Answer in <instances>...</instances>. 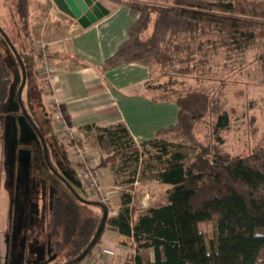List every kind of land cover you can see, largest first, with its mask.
Returning a JSON list of instances; mask_svg holds the SVG:
<instances>
[{"label": "trees", "instance_id": "trees-1", "mask_svg": "<svg viewBox=\"0 0 264 264\" xmlns=\"http://www.w3.org/2000/svg\"><path fill=\"white\" fill-rule=\"evenodd\" d=\"M4 1L12 6L22 50L0 24V102L7 99L12 82V71L1 44L5 48L13 46L22 60L23 52L36 51L30 0ZM112 1L129 7L138 17L128 29V39L105 66L114 68L130 62L149 65L154 77L146 88L155 94L159 92L155 100H176L179 114L177 123L160 130L161 138L150 146L138 145L123 124L101 128L98 167L112 164L114 168L128 170L123 182L133 184L144 162L145 167L157 168V180L166 188L160 200L147 208L139 207L142 193L125 191L121 194L122 206L112 214L110 203L99 197H81L71 186L70 194L62 191L56 195L59 191L54 190V184L48 185L44 195L50 203L47 207L51 208L52 224L49 222L48 229L52 246L57 244L61 248L71 243L68 260L61 264H76L90 256L106 228L121 234L124 244L134 246L135 253L125 264H264V147L246 155H234L227 149L222 132L231 127V114L226 108L223 87H176L180 82L177 76L196 74L200 78L197 71L207 62L205 55H200L203 52L191 49L189 32L210 26L213 37H217L213 46L223 48L230 58L231 52L264 41V0ZM152 20L153 32L143 38ZM12 51L11 55L18 60ZM156 66L170 68L171 79L157 82ZM26 110L34 121L30 110ZM200 122L210 126L206 144L195 134ZM36 126L46 140L52 170L58 172L50 157L46 132ZM38 136L44 161L51 169L39 133ZM185 147L193 152L183 151ZM78 202L101 206L97 203L100 202L108 211L100 236L79 260L91 245L104 210L86 217ZM205 221H213L216 227V238L211 243L201 228Z\"/></svg>", "mask_w": 264, "mask_h": 264}, {"label": "rangeland", "instance_id": "rangeland-1", "mask_svg": "<svg viewBox=\"0 0 264 264\" xmlns=\"http://www.w3.org/2000/svg\"><path fill=\"white\" fill-rule=\"evenodd\" d=\"M12 12L11 4L4 6L3 1L0 0V24L15 45L22 50L19 28ZM153 25L152 20L142 34L143 38L152 34ZM216 38L213 37L210 26H203L201 31L196 33L189 32L191 49L203 52L200 55H205L207 62L204 67L199 65L197 74H200V78L196 74L177 76L180 82L176 87L197 86L210 89L223 87L226 93V108L231 114V127L222 132L225 145L234 155H246L259 147H264V41L258 40L248 48L233 51L232 56L227 58V52L223 48L213 46L212 41ZM1 47L7 55L12 71L8 97L4 102H0V237L5 239L6 251L3 264L65 263L69 257L71 243L70 245L66 243L61 248H57L56 244L53 245L55 249L53 248L51 232L48 230L49 222L52 224L51 208L47 207L50 203L47 202L44 192L48 185L54 184V190L59 191L56 195L62 191L70 194L68 186H71L81 197L89 200L93 197L90 190L85 187L80 172L67 160L59 143L51 135L53 120L50 115H46L49 107L45 102L46 96L41 93V78L39 79L38 74L34 75V66L31 64L34 55L28 50L23 52L26 83L21 97L32 113L34 122L45 132L46 128L51 129L49 134L46 132V136L50 157L58 172H54L46 165L38 133L20 105L19 90L24 80L23 67L20 61L11 55L12 47L5 48L3 44ZM171 74L170 68L155 67L157 82L169 81ZM195 134L206 144L210 135V126L206 122L198 123ZM89 144L90 149L98 150L94 143L92 145L90 141ZM94 149L91 151L94 152ZM182 150L193 152L190 147ZM41 185L45 189H41ZM158 186L159 188H154V192L159 195V192L164 190H161V185ZM105 190L110 192L106 188ZM113 196L114 194H111L112 207L115 206ZM44 202L47 205L41 208ZM4 203L10 204L11 208L3 210ZM78 203L86 217L100 214L101 209L104 210L99 205ZM201 228L206 233L208 242L211 243L216 238L214 222H202ZM42 237L47 243L48 250L43 256L36 253L35 257L33 253L36 250H32V247H38L37 240ZM53 240L55 242L54 238ZM149 254L153 256V251Z\"/></svg>", "mask_w": 264, "mask_h": 264}, {"label": "crops", "instance_id": "crops-1", "mask_svg": "<svg viewBox=\"0 0 264 264\" xmlns=\"http://www.w3.org/2000/svg\"><path fill=\"white\" fill-rule=\"evenodd\" d=\"M2 1L6 6L5 1ZM100 1L110 10L109 14L85 28L76 19L59 10L53 0H30L33 43H47V52L56 73L50 93L45 92L43 79L38 72V52L28 50L34 55L31 63L34 75L38 74L42 81L41 93L46 96L45 102L49 107L46 115H50L53 120L51 135L58 140V123L53 116L55 97L60 100L64 120L79 131L82 143L91 148V141L98 148L96 150L92 147L98 163L101 160L98 141L101 128L123 124L138 145L150 146L156 138H161L160 130L177 123L179 114L176 100H155L159 92L155 94L146 88L154 77V71L149 65L130 62L114 68L105 66L128 39V29L138 15H133L131 9L121 3ZM46 129L49 134L51 129ZM57 142L67 160L80 172L78 158L70 152L71 144L59 140ZM140 166L133 184L123 182L129 175L128 170L114 168L112 164L99 169L100 183L114 194L115 206L112 207L111 202L109 204L112 214L122 206L121 194L125 191L142 193L140 208H147L162 197L163 191L159 195L154 192L155 187L159 188L158 185H161V190L166 188L157 180V168L145 167L144 162ZM89 192L93 198H97L92 191ZM45 204L42 203L41 208ZM2 208L7 210L11 206L4 203ZM43 238L37 240L38 247H32V250H36L33 253L35 257L36 253L43 256L48 250ZM124 241L121 234L106 228L90 256L76 264H125L126 259L135 253V248L130 243L124 244ZM0 242V261L3 264L6 254L4 237H0Z\"/></svg>", "mask_w": 264, "mask_h": 264}, {"label": "built area", "instance_id": "built-area-1", "mask_svg": "<svg viewBox=\"0 0 264 264\" xmlns=\"http://www.w3.org/2000/svg\"><path fill=\"white\" fill-rule=\"evenodd\" d=\"M36 52H38V72L43 79L45 92L50 93L53 90L56 73L47 52V43H45V41H40V43L36 45ZM53 101L55 104L53 116L58 123V140L71 144L70 152L77 156L78 161L81 164L80 177L84 182L85 187L92 191L104 203H110L111 193L106 191L99 181L100 170L94 153L88 146L82 143V136L79 131L70 127L64 120L60 107V100L53 97ZM99 259L100 258H95V260Z\"/></svg>", "mask_w": 264, "mask_h": 264}, {"label": "water", "instance_id": "water-1", "mask_svg": "<svg viewBox=\"0 0 264 264\" xmlns=\"http://www.w3.org/2000/svg\"><path fill=\"white\" fill-rule=\"evenodd\" d=\"M53 2L55 3V5L58 7L59 10H61L62 12L66 13L69 16L76 19L85 28L89 27L93 23L102 19L104 16L108 15L110 12V10L100 0H53ZM12 48H13V46H12ZM13 51H14L15 55L17 56L18 60L20 61L21 65L23 67V71H24V80H23V83H22L20 90H19L20 105H21L22 110H23L24 114L26 115V117L31 121V123L34 125L35 129L38 131V133L41 137L42 143H43L45 159H46L48 165L51 167V169L54 170V168L52 167L50 160H49L46 140L44 139L42 134L39 132L37 126L35 125L34 121L30 117V115H29L28 111L26 110V107L23 103V100L21 97V92H22V89L26 83V68H25L24 62L21 59V56L18 54V52L14 48H13ZM97 203H99L104 209V215H103L102 221L100 223V226L97 230V233H96L91 245L80 255V257H78L77 260L82 259L87 255L91 246L96 242V240L100 236L101 231L103 229V225H104L105 220L107 218L108 211H107L106 206L100 202H97Z\"/></svg>", "mask_w": 264, "mask_h": 264}]
</instances>
